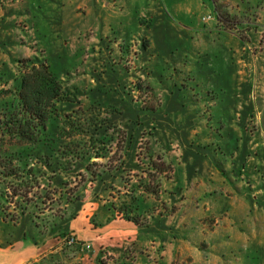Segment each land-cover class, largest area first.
Here are the masks:
<instances>
[{
	"label": "rangeland",
	"instance_id": "obj_1",
	"mask_svg": "<svg viewBox=\"0 0 264 264\" xmlns=\"http://www.w3.org/2000/svg\"><path fill=\"white\" fill-rule=\"evenodd\" d=\"M213 5L176 13L170 0H0V72L12 80L16 59L49 56L88 115L125 140L108 155L121 169L107 168L82 200L59 215L57 206L27 214L66 247L44 264H84L77 251L100 235L98 264H264V0ZM127 19L138 24L132 42L120 35ZM215 21L249 39L256 72L233 78L219 66L223 48L194 46L192 29ZM83 209L99 229L93 241L71 227L89 216Z\"/></svg>",
	"mask_w": 264,
	"mask_h": 264
},
{
	"label": "trees",
	"instance_id": "obj_2",
	"mask_svg": "<svg viewBox=\"0 0 264 264\" xmlns=\"http://www.w3.org/2000/svg\"><path fill=\"white\" fill-rule=\"evenodd\" d=\"M16 61L12 80L0 72V218L14 226L32 207L42 214L57 206L59 215L82 200V188H92L109 169H121L108 155L113 144L125 142L109 133L115 126L108 118L98 121L88 115L94 109L80 106L82 99L49 56Z\"/></svg>",
	"mask_w": 264,
	"mask_h": 264
},
{
	"label": "crops",
	"instance_id": "obj_3",
	"mask_svg": "<svg viewBox=\"0 0 264 264\" xmlns=\"http://www.w3.org/2000/svg\"><path fill=\"white\" fill-rule=\"evenodd\" d=\"M170 1L174 3V12L176 13L181 11L188 12L189 10L194 9L196 5H213L209 3V1H213V6L216 10V0H186L184 6L179 0ZM126 5L127 4L124 2L122 9H124V6L126 8ZM152 12L155 15L162 13L159 5L152 8ZM112 16H115L114 11L110 14V18H112ZM134 22L135 21H129L128 19L121 21L119 28L121 30L120 35L122 40L128 42H132L133 39L136 40L133 31L137 28V26L134 28L137 23ZM190 38L194 46L201 50L206 49L212 44L219 48H223L224 51L221 52L222 57L219 59V66L225 71V73H230L233 78L236 75L239 76L245 75L247 72L250 73L251 70L256 72L255 68L252 69L251 63L246 64V62L250 61V58L256 62V57L254 55L251 56L248 54V51H246L251 48V42L249 39H242L236 30L231 31L225 29L218 21L209 22L205 26L199 24L197 27L193 28ZM115 39L119 41L118 37ZM243 79L244 78H241L240 82H244ZM256 93L257 90L255 89V94ZM83 212H90L89 216L88 214H85L83 218H76L71 227L76 230L79 238L93 241L94 238L97 239L100 235L98 232L99 229H93L90 227L88 218H90L92 212L87 209H83L81 213ZM106 216L111 217V222L116 220L112 217L110 211L107 212ZM125 224L126 230L123 235H134L138 230L132 224ZM54 236V233L43 234L40 224L33 221L28 215L23 216L20 223L16 226L0 220V264H44L52 258L63 260L66 247L62 238H54ZM99 239L98 244L93 243L92 251L86 249L77 251L82 252L78 259H82L84 264H98L99 258L102 257L98 245L107 244V242L103 240L102 235L99 236Z\"/></svg>",
	"mask_w": 264,
	"mask_h": 264
},
{
	"label": "built area",
	"instance_id": "obj_4",
	"mask_svg": "<svg viewBox=\"0 0 264 264\" xmlns=\"http://www.w3.org/2000/svg\"><path fill=\"white\" fill-rule=\"evenodd\" d=\"M212 17H213L212 14L204 15V16L201 17V20L206 22V21L212 19ZM66 241H67L68 244H77L78 243V239H77V237L75 235L68 236L66 238ZM81 245L84 248H90L91 247L90 243H83Z\"/></svg>",
	"mask_w": 264,
	"mask_h": 264
}]
</instances>
